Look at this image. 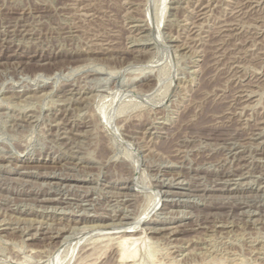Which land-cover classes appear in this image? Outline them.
Listing matches in <instances>:
<instances>
[{
  "label": "rangeland",
  "instance_id": "rangeland-1",
  "mask_svg": "<svg viewBox=\"0 0 264 264\" xmlns=\"http://www.w3.org/2000/svg\"><path fill=\"white\" fill-rule=\"evenodd\" d=\"M84 262L264 264V0H0V264Z\"/></svg>",
  "mask_w": 264,
  "mask_h": 264
},
{
  "label": "bare ground",
  "instance_id": "bare-ground-1",
  "mask_svg": "<svg viewBox=\"0 0 264 264\" xmlns=\"http://www.w3.org/2000/svg\"><path fill=\"white\" fill-rule=\"evenodd\" d=\"M7 159H8V158H7ZM2 163H3V162H2ZM1 167H2V166H1ZM10 170H11V169H10ZM21 170H22V169H21ZM23 171H24V170H23ZM23 171H22V172H23ZM42 171H43V170H42ZM16 173H17V172H16ZM57 177H58V176H57ZM60 178H61V177H60ZM64 178H65V177H64ZM70 178H71V177H70ZM74 178H75V177H74ZM77 178H78V177H77ZM78 179H79V178H78ZM48 183H49V182H48ZM63 185H64V184H63ZM70 186H71V185H70ZM177 186H178V185H177ZM177 186H176V187H177ZM127 187H128V186H127ZM128 188H129V187H128ZM47 192H48V191H47ZM170 192H171V191H170ZM168 193H169V192H168ZM124 197H125V196H124ZM50 198H51V197H50ZM60 198H61V197H60ZM42 199H43V198H42ZM49 200H50V199H49ZM123 211H124V210H123ZM121 212H122V211H121ZM121 212H120V213H121ZM103 214H104V213H103ZM98 215H99V214H98ZM121 216H122V215H121ZM109 217H110V216H109ZM122 219H123V218H122ZM52 220H53V219H52ZM126 220H127V219H126ZM111 221H112V220H111ZM115 221H116V220H115ZM115 223H116V222H115ZM117 223H118V222H117ZM74 225H75V224H74ZM88 225H89V224H88ZM97 225H99V224H97ZM102 225H103V224H102ZM110 225H111V224H110ZM83 226H84V225H83ZM95 226H96V225H95ZM100 226H101V225H100ZM128 226H129V225H128ZM131 226H132V225H131ZM77 227H78V226H77ZM77 227H76V228H77ZM84 227H85V226H84ZM92 227H93V225H92ZM173 227H174V226H173ZM86 228H87V227H86ZM124 228H125V227H124ZM171 228H172V227H171ZM105 229H106V228H105ZM157 229H158V228H157ZM157 229H156V230H157ZM160 229H163V228H160ZM168 230H169V229H168ZM50 231H51V230H50ZM131 231H132V230H131ZM37 232H38V231H37ZM179 232H180V231H179ZM124 233H125V232H124ZM132 233H133V231H132ZM162 233H163V232H162ZM34 234H35V233H34ZM125 234H126V233H125ZM125 234H124V235H125ZM124 235H123V236H124ZM28 236H29V235H28ZM35 237H36V236H35ZM128 237H129V236L127 235L126 237L123 238L124 240H123V239L121 240V242H122V245H121V246H123V247L125 246L124 248H122V251L120 250V251H121V252H120V251L118 250V251L121 253V255H120V258H121V259L119 258L120 260H119V259H118V260H119V261H122V262H123L124 260H126L127 258L129 259L130 257H135V256L137 255V251H136L135 249H133V250L130 251L129 249L126 248V247H127V246H126V242H127L128 239H125V238H128ZM52 238H53V237H52ZM121 238H122V236H121ZM129 239H130V238H129ZM120 244H121V243H120ZM112 248H113V247H112ZM115 248H116V247H115ZM119 249H120V248H119ZM131 249H132V248H131ZM110 251H111V250H110ZM91 253H92V252H91ZM91 253H89V254H91ZM94 253H95V252H93V254H94ZM91 255H92V254H91ZM115 256H116V255H115ZM116 258H117V257H116ZM90 259H91V258H90ZM128 259H127L126 261H128ZM130 259H132V258H130ZM134 259H135V258H134ZM91 260H93L92 262H94L95 259L93 258V259H91ZM94 263H95V262H94ZM84 264H85V262H84ZM87 264H88V262H87ZM126 264H127V263H126Z\"/></svg>",
  "mask_w": 264,
  "mask_h": 264
}]
</instances>
